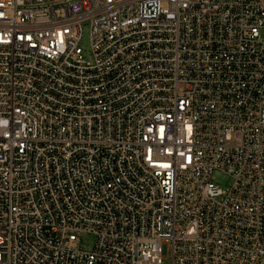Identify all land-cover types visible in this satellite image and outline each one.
I'll use <instances>...</instances> for the list:
<instances>
[{
  "label": "built area",
  "instance_id": "obj_1",
  "mask_svg": "<svg viewBox=\"0 0 264 264\" xmlns=\"http://www.w3.org/2000/svg\"><path fill=\"white\" fill-rule=\"evenodd\" d=\"M165 254L264 264V0H0V264Z\"/></svg>",
  "mask_w": 264,
  "mask_h": 264
},
{
  "label": "rangeland",
  "instance_id": "obj_2",
  "mask_svg": "<svg viewBox=\"0 0 264 264\" xmlns=\"http://www.w3.org/2000/svg\"><path fill=\"white\" fill-rule=\"evenodd\" d=\"M81 44L85 49L89 48V29L87 26H84L83 40ZM215 179L219 182L222 187H226L230 183V179L222 174H216ZM81 238V248L88 251L92 250L95 245V237L92 234H84L81 236ZM162 264H171V258L169 254L164 255Z\"/></svg>",
  "mask_w": 264,
  "mask_h": 264
}]
</instances>
